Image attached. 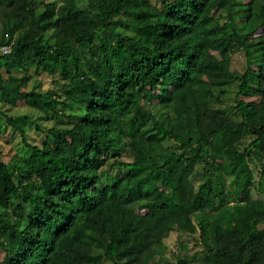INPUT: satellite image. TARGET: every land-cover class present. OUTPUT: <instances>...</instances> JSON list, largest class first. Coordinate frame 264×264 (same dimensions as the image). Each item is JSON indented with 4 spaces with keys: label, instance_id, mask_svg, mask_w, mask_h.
Instances as JSON below:
<instances>
[{
    "label": "trees",
    "instance_id": "16d2710c",
    "mask_svg": "<svg viewBox=\"0 0 264 264\" xmlns=\"http://www.w3.org/2000/svg\"><path fill=\"white\" fill-rule=\"evenodd\" d=\"M0 47V102L52 122L0 111V264H264V0H0Z\"/></svg>",
    "mask_w": 264,
    "mask_h": 264
},
{
    "label": "rangeland",
    "instance_id": "374dc122",
    "mask_svg": "<svg viewBox=\"0 0 264 264\" xmlns=\"http://www.w3.org/2000/svg\"><path fill=\"white\" fill-rule=\"evenodd\" d=\"M152 3H157L158 0H149ZM242 2L246 3L247 0H242ZM2 49L0 47V55H2ZM245 68V58L242 53H238L232 57L231 60V70L242 72ZM40 86L41 89L46 90L50 87V79L47 75H41L39 77H36L35 80L31 81L28 84V90H30L33 86ZM236 85L226 90V99L232 100L233 96L236 92ZM0 111L5 112L8 116H11L15 119L16 125L20 128H23L27 130L28 136H32L36 138L35 134L33 133V127L35 125L39 126L41 129H48L52 126V122L47 121L43 118L42 114L39 112H36L35 110L29 109L24 106V104L19 102L17 104V108L9 109L8 107L4 106L0 102ZM24 116H27V119L24 118ZM16 118H19L16 120ZM13 133V134H11ZM248 142V140H247ZM1 145L3 146L4 153L6 154V157L9 158L10 156L17 153L18 156H24L25 154V147L23 143L21 142V139L15 131L13 132H6L4 135H2L0 140ZM8 155V156H7ZM125 161H129L128 158L124 159ZM250 168L253 172L254 178L257 181L259 179L261 166L260 163L256 160L250 161ZM253 197L255 199H261L257 192L253 191ZM182 241L184 242L188 248L189 252L192 253L198 248L194 246L196 242V236L184 234V233H178V232H172L168 236L166 240H164V244L166 246L167 252L166 257L170 260H174V255L177 253L178 242ZM2 254H0V260L2 259Z\"/></svg>",
    "mask_w": 264,
    "mask_h": 264
},
{
    "label": "built area",
    "instance_id": "2783aa9c",
    "mask_svg": "<svg viewBox=\"0 0 264 264\" xmlns=\"http://www.w3.org/2000/svg\"><path fill=\"white\" fill-rule=\"evenodd\" d=\"M2 52L3 53H7L8 52V49L7 48H2Z\"/></svg>",
    "mask_w": 264,
    "mask_h": 264
}]
</instances>
